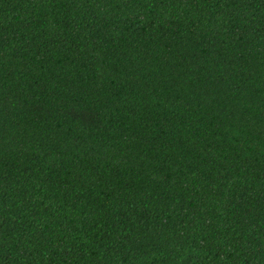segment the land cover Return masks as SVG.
<instances>
[{
	"label": "trees",
	"instance_id": "16d2710c",
	"mask_svg": "<svg viewBox=\"0 0 264 264\" xmlns=\"http://www.w3.org/2000/svg\"><path fill=\"white\" fill-rule=\"evenodd\" d=\"M0 264H264V0H0Z\"/></svg>",
	"mask_w": 264,
	"mask_h": 264
}]
</instances>
